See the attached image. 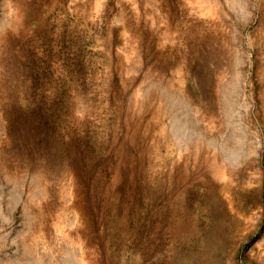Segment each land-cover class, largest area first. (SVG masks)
<instances>
[{
  "label": "rangeland",
  "instance_id": "374dc122",
  "mask_svg": "<svg viewBox=\"0 0 264 264\" xmlns=\"http://www.w3.org/2000/svg\"><path fill=\"white\" fill-rule=\"evenodd\" d=\"M0 264H264V0H0Z\"/></svg>",
  "mask_w": 264,
  "mask_h": 264
}]
</instances>
